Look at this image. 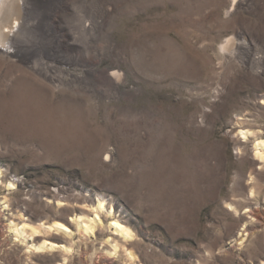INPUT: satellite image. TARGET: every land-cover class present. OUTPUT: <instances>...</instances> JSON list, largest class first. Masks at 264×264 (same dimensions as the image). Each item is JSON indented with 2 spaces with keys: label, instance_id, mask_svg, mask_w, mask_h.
Wrapping results in <instances>:
<instances>
[{
  "label": "rangeland",
  "instance_id": "374dc122",
  "mask_svg": "<svg viewBox=\"0 0 264 264\" xmlns=\"http://www.w3.org/2000/svg\"><path fill=\"white\" fill-rule=\"evenodd\" d=\"M19 4L0 41V264H264V0ZM97 200L130 240L105 214L78 230Z\"/></svg>",
  "mask_w": 264,
  "mask_h": 264
},
{
  "label": "bare ground",
  "instance_id": "6f19581e",
  "mask_svg": "<svg viewBox=\"0 0 264 264\" xmlns=\"http://www.w3.org/2000/svg\"><path fill=\"white\" fill-rule=\"evenodd\" d=\"M19 1L20 0H1L0 1V41L3 40L4 38H6V33L2 31L3 25H6V22H9L11 20V18L15 15H17L19 13L20 7L19 5ZM233 2H235V0H233ZM21 3V2H20ZM25 3V2H24ZM234 4V3H233ZM26 7V6H25ZM21 11V10H20ZM6 16L5 22L2 16ZM21 15V14H20ZM19 16V15H18ZM22 16V15H21ZM17 17V16H16ZM27 17V16H26ZM20 18V17H19ZM24 18V17H23ZM2 19V20H1ZM18 19V18H15ZM14 19V20H15ZM27 19V18H26ZM25 19V20H26ZM12 22V21H11ZM16 22V21H15ZM28 22V21H27ZM13 23V22H12ZM19 23V22H18ZM30 23V22H29ZM20 24V23H19ZM25 24V23H24ZM31 24V23H30ZM21 25V24H20ZM26 25V24H25ZM16 26V25H15ZM5 27V26H4ZM25 28V27H24ZM4 29V28H3ZM19 29V28H18ZM5 30V29H4ZM8 30V29H7ZM20 32V31H19ZM18 32V33H19ZM11 33V32H10ZM24 34V33H23ZM22 34V35H23ZM16 35V34H15ZM14 36V35H13ZM8 37V35H7ZM16 37V36H15ZM4 39V40H5ZM231 39V38H230ZM3 40V42H4ZM9 40V39H8ZM16 40V39H15ZM227 42H225V45L222 46V48H229L232 45V41L231 40H226ZM2 42V41H1ZM10 42V41H9ZM8 43V42H7ZM11 43V42H10ZM13 45H11L12 47ZM13 48V47H12ZM5 49V48H4ZM2 50V49H1ZM46 64V63H45ZM36 67H34L35 69ZM33 69V67H32ZM46 67L42 66L41 68H39V70L42 72L43 70L45 71ZM47 74V73H46ZM118 79V78H117ZM244 135H247L248 133H243ZM254 158L257 159L260 162H264V141L260 140L258 142L255 143L254 145ZM106 159V158H105ZM9 187L12 186V184L9 183L8 185ZM60 204V202H59ZM61 205V204H60ZM90 209V208H89ZM93 214L94 217L91 219H88L86 217H78V219L75 218V223L77 225V228L79 231H83V233L85 234H89L92 231V227L93 224H100V220H99V214H105L106 217H112L110 220V223H108L107 228L111 229L113 231V235H117L121 238H123L124 240L128 241L132 238V232L131 230L123 225L122 223L119 222V220L114 218V211L113 209L110 208H106L105 203H103L102 200H97V202L95 203L94 207H93ZM72 220H74V218H72ZM102 222V221H101ZM103 224V223H102ZM14 228V232L16 234L17 237H21L23 239H26L27 235L29 234V236H35L39 233V228L37 227H33L30 226V224H26V223H22L19 226L16 225H12ZM102 226V225H101ZM42 228V227H41ZM57 230L60 232H63V235L67 233L68 235V229L66 228V226L58 221H54L50 224V226L48 227V231L51 230ZM92 233V232H91ZM109 242V241H107ZM114 247V246H113ZM37 249L39 250H47V251H52L54 249H56V247L52 244H48L45 241L42 242L41 244L38 245ZM63 253H67L69 250L67 249H62ZM62 255V254H61ZM129 258H132V254L129 253L128 254Z\"/></svg>",
  "mask_w": 264,
  "mask_h": 264
}]
</instances>
